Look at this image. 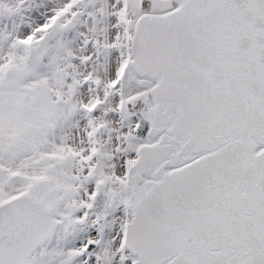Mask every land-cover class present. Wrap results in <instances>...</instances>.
Instances as JSON below:
<instances>
[{
    "label": "snow or ice",
    "instance_id": "6c2138e0",
    "mask_svg": "<svg viewBox=\"0 0 264 264\" xmlns=\"http://www.w3.org/2000/svg\"><path fill=\"white\" fill-rule=\"evenodd\" d=\"M0 264H264V0H0Z\"/></svg>",
    "mask_w": 264,
    "mask_h": 264
}]
</instances>
